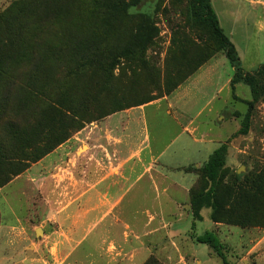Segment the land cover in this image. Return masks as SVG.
Instances as JSON below:
<instances>
[{
    "label": "rangeland",
    "instance_id": "obj_1",
    "mask_svg": "<svg viewBox=\"0 0 264 264\" xmlns=\"http://www.w3.org/2000/svg\"><path fill=\"white\" fill-rule=\"evenodd\" d=\"M213 3L219 12L216 0ZM235 7H240L241 12L245 10V6ZM102 12L96 0H0V106L6 100L5 115L0 113V127L9 113L14 114L15 126H20L28 123L32 111L43 109L38 97L24 89L13 90V84L30 83L35 89L52 93L65 102L89 99L90 111L85 119L102 117L98 121L86 124L78 121L83 128L73 133L74 123L58 116L50 124V115L46 113L39 119L40 127L36 132L27 128L17 139L24 147L28 146L26 138L29 145L40 141V147H45L54 146L68 136L67 141L71 139L75 147L69 151L72 161H64L63 168L66 172L70 169L76 173L78 180L82 179L84 168L85 127L138 108L136 105L142 102L172 95L190 77L170 94L166 92L168 85L175 79L184 78L188 70L212 52L214 44L209 34L190 20L187 0H142L128 9L117 27L105 22V19L111 20ZM143 16L149 17L156 32L137 62L128 64L116 58L111 65L101 67L105 73L91 61L80 63L82 51L78 50V44L84 36L92 34L101 49L116 54L123 49L126 39L135 33ZM220 17V27L234 45L244 72L264 64V34L253 33L243 16L234 26L228 16ZM222 55L215 54L211 59L219 57L217 60L224 61L228 70H232ZM80 65H85L82 68H85L86 79L64 70ZM215 80L206 85L207 95L198 97L197 105H193L192 98L188 100V112L198 116L197 122H205L223 135H231L225 142L226 181L233 175L253 178L264 170V76L257 79L255 96L247 86L236 84L233 91L230 87L216 99ZM97 82L105 86L90 93L88 86ZM192 91L187 86L178 93L185 95ZM95 98L100 100L98 108L91 106ZM7 100L10 101L8 106ZM207 101L209 104L204 106ZM248 103H252V107ZM124 107L130 108L122 109ZM220 109L224 118L219 121L216 111ZM244 128H247L246 134L240 132ZM150 132L154 133L151 122ZM0 136L9 142V131L5 128L0 130ZM52 160L53 157L46 167L38 166L39 161L29 165L22 174L0 187V264H54L48 250L42 247L38 250L35 244L42 234L39 229L41 218H38L42 200L40 179L44 172H53V165L58 160ZM259 220L260 226L248 229L219 224L216 231H212L228 264H264V208ZM209 224L203 223L199 231H210ZM196 246L206 264H223L208 247Z\"/></svg>",
    "mask_w": 264,
    "mask_h": 264
},
{
    "label": "crops",
    "instance_id": "obj_2",
    "mask_svg": "<svg viewBox=\"0 0 264 264\" xmlns=\"http://www.w3.org/2000/svg\"><path fill=\"white\" fill-rule=\"evenodd\" d=\"M216 4L219 12L211 0L220 26V15L233 26L243 16L253 33L264 34V0ZM218 58L172 95L86 126L82 179L63 168L64 161H72L71 139L37 163L46 167L51 157L58 160L53 172L40 179L42 234L35 242L38 250H48L54 264H144L151 256L162 264H206L193 239L204 234L199 231L203 223H210L207 232L219 224L211 222L209 209L201 211V221L193 220L189 191L197 176L184 169L200 167L231 135L197 122L188 100L197 105L215 78L216 99L230 90L233 69ZM187 86L194 91L178 93ZM221 111H216L219 121Z\"/></svg>",
    "mask_w": 264,
    "mask_h": 264
},
{
    "label": "trees",
    "instance_id": "obj_3",
    "mask_svg": "<svg viewBox=\"0 0 264 264\" xmlns=\"http://www.w3.org/2000/svg\"><path fill=\"white\" fill-rule=\"evenodd\" d=\"M93 1V0H91ZM102 9L103 16L109 18L108 24L114 26L120 23L119 19L123 18L128 9L140 4L142 0H96ZM188 13L190 20L196 26L203 28L213 41L212 52L204 57L194 68L188 70L187 75L181 80L175 79L168 85L167 93H172L183 81L191 77L198 69L207 63L215 54L222 53L231 68L233 69V76L230 81V87L233 91L236 84H243L249 88L252 96L257 92V79L264 76V64L258 66L251 72H244L241 68V62L236 52L234 45L231 43L229 37L224 33L220 27L219 20L215 14L211 0H187ZM0 22L1 16H0ZM155 28L149 17H140L139 25L136 26L135 33L126 39V44L123 49L116 54H112L110 50L101 49L97 45V39L91 37L92 34L84 36L78 50L82 51L80 59L85 62H93L97 68L109 66L114 59L120 58L125 60L128 64L137 62L140 54L143 52L145 46L154 37ZM142 61V60H141ZM140 61V62H141ZM140 64V63H139ZM142 64H140L141 66ZM85 65H80L72 70H66L75 77L85 78ZM99 70V69H98ZM102 71V70H101ZM105 73L104 71H102ZM2 69H0V74ZM86 79V78H85ZM92 83V82H91ZM104 83H93L88 86L90 93L100 91L104 87ZM24 89L34 97H38L43 103L41 111H32L27 124L15 126L14 114L9 113V117L3 119L0 130L5 128L9 131V142L6 143L0 136V187L11 181L13 177L22 174L31 164H35L45 156L53 152L58 146L67 141L68 136L61 140L54 146L40 147L41 142L38 141L34 145H29V140L26 138L28 146L19 145L17 140L19 135L26 131L27 128L36 132L39 129V119L47 113L49 116V123L53 124L55 119L60 116L74 123L72 126L73 133L78 132L83 127L82 124L92 123L98 119L86 120V115L90 111L89 99H69L67 102L58 100L52 93L35 89L32 84H13V90ZM163 97V96H162ZM160 97V98H162ZM159 99V98H158ZM157 99L142 102L136 107L148 104ZM10 103L9 100H7ZM6 104V100H4ZM100 100L95 98L91 103L94 108L99 107ZM3 104L0 106L1 115H5ZM252 107V103H248ZM124 107L122 109H128ZM120 109V110H122ZM113 113V112H111ZM81 122L82 124L80 125ZM8 129V130H7ZM71 129V128H70ZM242 134L247 133V128L240 131ZM70 137V136H69ZM227 154V147L222 144L218 147L207 159V161L200 168H185V172L194 173L197 177L194 185L189 191V202L191 206V213L194 221H201V211L204 209L210 210V220L214 224H223L240 229H248L260 226V217L262 209L264 208V170H261L253 178L247 175H233L226 181L227 173L224 168ZM11 168V170H10ZM10 170V171H9ZM7 173V175H6ZM194 242L208 247L212 253L222 260L223 264H228L225 260V255L222 251V246L219 244L213 232H205L201 236L194 237ZM144 264H162L154 256L148 258Z\"/></svg>",
    "mask_w": 264,
    "mask_h": 264
},
{
    "label": "bare ground",
    "instance_id": "obj_4",
    "mask_svg": "<svg viewBox=\"0 0 264 264\" xmlns=\"http://www.w3.org/2000/svg\"><path fill=\"white\" fill-rule=\"evenodd\" d=\"M38 233L40 234V231H38ZM38 235V234H37Z\"/></svg>",
    "mask_w": 264,
    "mask_h": 264
}]
</instances>
